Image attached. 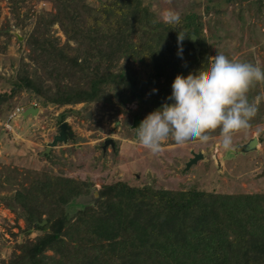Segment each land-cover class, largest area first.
I'll list each match as a JSON object with an SVG mask.
<instances>
[{"label":"trees","instance_id":"trees-1","mask_svg":"<svg viewBox=\"0 0 264 264\" xmlns=\"http://www.w3.org/2000/svg\"><path fill=\"white\" fill-rule=\"evenodd\" d=\"M205 1L204 13H209L222 0ZM224 1L255 2L258 7L263 2ZM12 12L20 21L17 10ZM179 17V23L166 24L144 0H104L97 7L83 3L79 12L42 15L28 45L33 52L35 44L48 60L61 65L62 78L79 75L77 85L57 86L52 94L21 73L8 91L28 90L37 101L57 106L112 103V99L124 104L139 96L151 112L169 102L165 97L177 74H195L216 54L205 33L202 13L191 11ZM54 23L66 36L62 47L49 36ZM191 34L200 47L198 54L189 42ZM0 35L7 36L8 31L0 28ZM69 40L85 49L69 54ZM118 58L136 62L139 69L114 70ZM255 84L249 89L256 88ZM8 91L0 89L4 116L12 109ZM71 112L60 114L58 122H65ZM92 185L85 179L52 173L15 190L8 208L23 220L21 230L27 239L17 243L2 263L264 264L263 192L226 193L191 184L172 189L139 187L114 179L101 184L95 205L70 214L66 206L88 193ZM33 232L36 234L30 237Z\"/></svg>","mask_w":264,"mask_h":264},{"label":"rangeland","instance_id":"rangeland-1","mask_svg":"<svg viewBox=\"0 0 264 264\" xmlns=\"http://www.w3.org/2000/svg\"><path fill=\"white\" fill-rule=\"evenodd\" d=\"M104 0H0V28L8 35H0V89L14 88V82L21 73H27L37 84L53 94L60 88L77 85V76L64 75L62 66L46 58L39 48L28 45V38L42 15L57 11L79 12L83 3L97 7ZM151 10L162 19L165 10L179 15L188 12L202 13L205 33L209 36L213 53L223 54L232 61L258 64L264 69V0L258 7L255 2H225L204 13L205 0H144ZM17 10L20 21L13 14ZM85 25V20H82ZM49 36L58 47L66 43V36L58 23L50 27ZM69 54L85 46L69 40ZM94 44H98L94 42ZM215 54H212L214 56ZM107 64V63H106ZM139 65L131 60L118 58L113 69ZM51 73L50 75H48ZM62 74V73H61ZM249 89L247 99L256 105V114L249 121L250 127L233 133L232 150L220 146L219 129L209 131L206 143L194 141L178 147L171 139L161 142V150L152 153L134 139L132 120L142 119L149 113L141 101L135 98L122 104L120 99L112 103L94 102L57 106L34 99L28 90L7 92L8 105L12 106L8 116L0 112V264L6 262L16 249L17 243L27 239L22 232L23 220L16 217L9 206L15 190H23L34 179L45 178L56 173L91 181L89 188L99 192L101 184L121 179L139 187L159 185L165 189L198 188L226 193H264V82H257ZM252 93H254L252 95ZM39 108L35 116H21V112L9 118L18 107ZM66 114L65 123L71 135L65 143H58L48 156H42L53 136L59 133L60 114ZM256 137L258 144L249 152H238L236 147ZM114 139L115 148L102 149L106 139ZM201 152L202 158L184 170L191 152ZM92 205H95L93 203ZM91 205V206H92ZM86 207V206H84ZM80 205L69 203L66 210L73 214ZM33 232L30 237H33Z\"/></svg>","mask_w":264,"mask_h":264},{"label":"clouds","instance_id":"clouds-1","mask_svg":"<svg viewBox=\"0 0 264 264\" xmlns=\"http://www.w3.org/2000/svg\"><path fill=\"white\" fill-rule=\"evenodd\" d=\"M162 19L174 25L180 17L165 10ZM257 82H264L261 66L232 61L216 53L195 74H177L173 78L170 94L165 97L169 102H162L140 121L133 129L134 139L145 149L158 153L161 142L168 137L183 147L194 141L206 143L207 133L219 129L220 146L232 150L233 133L248 129L256 114V105L249 103L246 94Z\"/></svg>","mask_w":264,"mask_h":264},{"label":"water","instance_id":"water-1","mask_svg":"<svg viewBox=\"0 0 264 264\" xmlns=\"http://www.w3.org/2000/svg\"><path fill=\"white\" fill-rule=\"evenodd\" d=\"M189 42L191 43V45L195 49L196 54H198L200 51V47L197 44L196 36L194 34L190 35ZM136 99H137V101H141V97H139V96H137ZM38 112H39L38 107L30 106V107H27V108L22 110L21 116L24 118H26L28 115L35 116L38 114ZM140 121H141V119L139 117L133 118L132 128H136L139 125ZM67 128L68 127H67V124L65 122H62L59 125V133L54 135L52 140L49 143H47V146L44 149V151H42L40 153L42 156L49 155L51 148L55 147L58 142H63V143L66 142V140H67V138H66ZM108 143L112 144V140L108 139L107 141H105L103 144V148ZM257 144H258V139L256 137H253L250 140H248L246 143H244L242 145H238L236 147V151L242 152V153L249 152V151L254 150L256 148ZM191 154H192V157L185 163L184 170L189 169L192 165L196 164L199 159L202 158L201 152L195 153L192 151ZM261 175H264V171H262ZM97 199H99V192L96 191V189L92 188L91 192L88 195L81 194L78 197L74 198L70 203H72L74 205L78 204L81 207L91 206L93 203L96 202ZM44 223H45V220H43L40 224L42 225Z\"/></svg>","mask_w":264,"mask_h":264},{"label":"flooded vegetation","instance_id":"flooded-vegetation-1","mask_svg":"<svg viewBox=\"0 0 264 264\" xmlns=\"http://www.w3.org/2000/svg\"><path fill=\"white\" fill-rule=\"evenodd\" d=\"M135 117H139V116H135ZM135 117H134V118H135ZM139 118L142 120L141 117H139ZM132 121H133V120H132ZM66 124H67V123H66ZM67 127H68V128H67V131H66V138L68 139V136L71 135V134H70V132H69V125H68V124H67ZM131 129H134V128H132V125H131ZM109 139H110V138H109ZM107 140H108V139H106L105 141H107ZM111 140H112V144H111V143H108L104 148H103V145H102V149H103V150H106L108 146H109L111 149H114V148H115V141H114V139H112V138H111ZM66 141H67V140H66ZM105 141H104V142H105ZM104 142H103V144H104ZM58 143H63V142H58ZM58 143H57V144H58ZM51 149H52V148H51ZM47 156H48V155H47Z\"/></svg>","mask_w":264,"mask_h":264},{"label":"built area","instance_id":"built-area-1","mask_svg":"<svg viewBox=\"0 0 264 264\" xmlns=\"http://www.w3.org/2000/svg\"><path fill=\"white\" fill-rule=\"evenodd\" d=\"M23 108L20 107V108H16L15 111L12 112L11 115H9V118H12L14 115H16L17 113L19 114L20 112H22Z\"/></svg>","mask_w":264,"mask_h":264}]
</instances>
